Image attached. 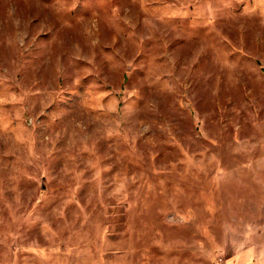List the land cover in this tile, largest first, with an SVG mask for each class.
<instances>
[{"label":"rangeland","instance_id":"obj_1","mask_svg":"<svg viewBox=\"0 0 264 264\" xmlns=\"http://www.w3.org/2000/svg\"><path fill=\"white\" fill-rule=\"evenodd\" d=\"M0 264H264V0H0Z\"/></svg>","mask_w":264,"mask_h":264}]
</instances>
